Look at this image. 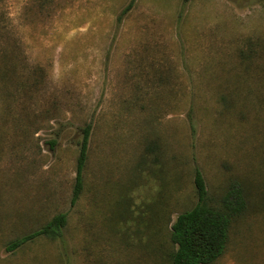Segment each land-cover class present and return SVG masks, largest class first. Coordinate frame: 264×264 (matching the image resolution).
Wrapping results in <instances>:
<instances>
[{
	"label": "rangeland",
	"instance_id": "rangeland-1",
	"mask_svg": "<svg viewBox=\"0 0 264 264\" xmlns=\"http://www.w3.org/2000/svg\"><path fill=\"white\" fill-rule=\"evenodd\" d=\"M194 166L246 191L212 264H264V3L0 0V264H169ZM60 212V238L6 251Z\"/></svg>",
	"mask_w": 264,
	"mask_h": 264
},
{
	"label": "trees",
	"instance_id": "trees-1",
	"mask_svg": "<svg viewBox=\"0 0 264 264\" xmlns=\"http://www.w3.org/2000/svg\"><path fill=\"white\" fill-rule=\"evenodd\" d=\"M255 1L264 3V0ZM254 53L252 47L247 50V54L240 51L242 63L247 62L246 68L251 63ZM82 132L76 157L71 204L76 203L84 189L90 124H86ZM193 188L196 202L190 208L178 213L169 228L170 248L165 254L169 264L214 263L227 247L232 223L247 210L246 191L242 183L237 180H232L221 195L213 196L208 190L202 172L194 166ZM67 220L66 213L55 214L37 229L8 241L5 249L14 252L39 237L60 238Z\"/></svg>",
	"mask_w": 264,
	"mask_h": 264
}]
</instances>
